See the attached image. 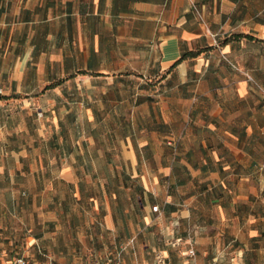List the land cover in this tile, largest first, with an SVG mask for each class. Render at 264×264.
I'll return each mask as SVG.
<instances>
[{
  "label": "crops",
  "instance_id": "obj_1",
  "mask_svg": "<svg viewBox=\"0 0 264 264\" xmlns=\"http://www.w3.org/2000/svg\"><path fill=\"white\" fill-rule=\"evenodd\" d=\"M135 75L141 92L105 90L84 110V140L121 134L131 171L110 159L112 178L138 181L145 227L184 231L160 264H186V230L219 225L246 264L248 240L264 238V0H0V152L15 149L11 108L54 107L80 76L116 90Z\"/></svg>",
  "mask_w": 264,
  "mask_h": 264
},
{
  "label": "rangeland",
  "instance_id": "obj_2",
  "mask_svg": "<svg viewBox=\"0 0 264 264\" xmlns=\"http://www.w3.org/2000/svg\"><path fill=\"white\" fill-rule=\"evenodd\" d=\"M137 77L122 78L115 90L110 78L80 76L54 107L10 109L6 136L15 149L0 152V264L19 258L28 264H160L161 251L173 248V237L184 231L172 230L167 239L158 223L145 227L141 200L133 193L138 181L116 192L110 159L119 170L131 171L120 155L122 135L97 133L99 142L92 144L94 136L84 140L80 133L87 126L84 110L100 105L98 95L141 92ZM117 109L126 112L130 103ZM83 156L85 164L78 160ZM119 183L123 186V175ZM261 192L262 200L264 183ZM154 205L160 208L153 212L155 221L162 206L150 201L149 209ZM200 207L210 205L202 201ZM219 226L186 230L191 240L186 250L194 251L186 254V264H238L228 254L230 234ZM247 244L255 248L251 261L264 264V238Z\"/></svg>",
  "mask_w": 264,
  "mask_h": 264
},
{
  "label": "built area",
  "instance_id": "obj_3",
  "mask_svg": "<svg viewBox=\"0 0 264 264\" xmlns=\"http://www.w3.org/2000/svg\"><path fill=\"white\" fill-rule=\"evenodd\" d=\"M159 210H160V208L158 205H154L152 207L153 212H158ZM190 254H194V251L190 250ZM10 264H28V263H27V261H25V259L19 258V259H16L15 261L11 262ZM113 264H122V263L118 261V262H115Z\"/></svg>",
  "mask_w": 264,
  "mask_h": 264
},
{
  "label": "trees",
  "instance_id": "obj_4",
  "mask_svg": "<svg viewBox=\"0 0 264 264\" xmlns=\"http://www.w3.org/2000/svg\"><path fill=\"white\" fill-rule=\"evenodd\" d=\"M188 56H194V53H189V54H187ZM187 55H184L182 58H184L185 56H187ZM129 181H128V177L125 175V173H124V178H123V184H124V186L125 187H127L128 185H129V183H128ZM117 184H119L118 182H117ZM257 247V246H256ZM255 249V248H254ZM246 264H254L252 261H251V258H248V259H246Z\"/></svg>",
  "mask_w": 264,
  "mask_h": 264
}]
</instances>
